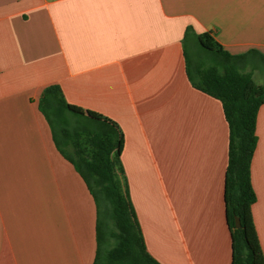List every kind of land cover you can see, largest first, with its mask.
Masks as SVG:
<instances>
[{"label":"crops","instance_id":"1","mask_svg":"<svg viewBox=\"0 0 264 264\" xmlns=\"http://www.w3.org/2000/svg\"><path fill=\"white\" fill-rule=\"evenodd\" d=\"M189 27L231 54H264V0H0V264L94 260L93 196L38 109L50 84L121 130L120 178L158 262L231 264L228 125L187 77ZM255 135L250 211L264 259V102Z\"/></svg>","mask_w":264,"mask_h":264},{"label":"trees","instance_id":"2","mask_svg":"<svg viewBox=\"0 0 264 264\" xmlns=\"http://www.w3.org/2000/svg\"><path fill=\"white\" fill-rule=\"evenodd\" d=\"M187 43L194 47L193 58L187 55ZM183 53L189 81L221 102L228 125L224 198L231 264H264L250 211L255 195L249 173L256 113L264 102V84H257L252 74L264 66V54L254 49L231 54L209 32L195 33L190 27L183 35ZM38 109L57 149L74 165L93 196L97 246L92 264H161L146 249L120 178L123 136L116 122L68 103L58 84L42 90Z\"/></svg>","mask_w":264,"mask_h":264},{"label":"rangeland","instance_id":"3","mask_svg":"<svg viewBox=\"0 0 264 264\" xmlns=\"http://www.w3.org/2000/svg\"><path fill=\"white\" fill-rule=\"evenodd\" d=\"M187 45H188L187 55L190 58L191 57L193 58L192 52H193L194 47H192L190 43H187ZM255 81L258 82V83H261V82L263 83L264 82V75H258V76L255 75Z\"/></svg>","mask_w":264,"mask_h":264},{"label":"water","instance_id":"4","mask_svg":"<svg viewBox=\"0 0 264 264\" xmlns=\"http://www.w3.org/2000/svg\"><path fill=\"white\" fill-rule=\"evenodd\" d=\"M235 226L239 227V219H238V217H235Z\"/></svg>","mask_w":264,"mask_h":264}]
</instances>
